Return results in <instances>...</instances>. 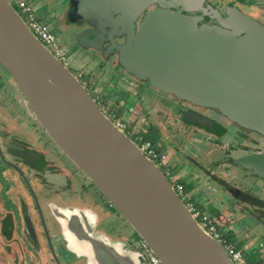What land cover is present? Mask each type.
I'll return each instance as SVG.
<instances>
[{
	"label": "water",
	"instance_id": "1",
	"mask_svg": "<svg viewBox=\"0 0 264 264\" xmlns=\"http://www.w3.org/2000/svg\"><path fill=\"white\" fill-rule=\"evenodd\" d=\"M157 1L73 0L72 16L96 20L91 23L96 30L81 32L78 44L98 46L94 41L103 26L100 18L111 23L110 41L115 33L126 36L125 28L133 27L141 12ZM201 2L185 0L184 9L198 10ZM232 15L237 28L239 14L234 9ZM210 27L197 28L190 16L152 8L139 18L126 43L116 46L118 63L153 89L182 102L216 107L231 121L264 136V28L246 25V32L233 37ZM0 66L51 140L161 264H233L199 227L165 173L114 125L8 0H0ZM183 116L186 122L206 123L192 112ZM235 163L264 177V155L239 156ZM77 228L82 237L73 240L88 255L89 264H140L128 248ZM66 230L74 231L70 225Z\"/></svg>",
	"mask_w": 264,
	"mask_h": 264
},
{
	"label": "flooded vegetation",
	"instance_id": "2",
	"mask_svg": "<svg viewBox=\"0 0 264 264\" xmlns=\"http://www.w3.org/2000/svg\"><path fill=\"white\" fill-rule=\"evenodd\" d=\"M184 1L159 0L147 6L134 21L133 27L125 28L126 36L119 37L115 33L112 35L113 41L109 40L111 23L108 25L103 18H98L99 24L102 22L103 26L96 31L94 43L97 47H81L78 44L77 36L81 32L87 28L96 30L91 24L96 20L80 21L72 16L73 0H58L57 9L52 14L62 16L65 24L75 26L77 33L74 43L78 48L87 54L90 51L99 52L102 57L115 59L117 64L116 46L126 43L128 33L136 31L139 18L152 8L190 16L197 28L214 26L210 27L213 31L233 37L246 32V25L264 28V18L259 16L261 11L257 13L259 9L264 10L261 6L264 0H202L200 8L195 11H186ZM234 9L239 14L236 22L240 28L234 27L230 20ZM179 102L178 116L182 120L185 121V111L206 120V123L194 124L201 129L193 126L196 131L201 132L204 127L211 134L222 132L228 135L232 134L228 129L231 124L237 131L240 129L243 136L240 133L238 138L245 148L257 140V151L246 152L247 149L242 147L241 156L264 155V150H259V142L264 139L260 132L231 121L216 107ZM25 129L30 133L25 132ZM233 134L237 137V133ZM229 164L235 167L234 161ZM96 189L39 125L18 87L0 66V264H89L88 255L77 244L82 237L77 227L96 239L121 246L117 238H111L108 232L98 227L103 218L98 206L105 203L110 207L112 205ZM114 218L109 216L111 224L118 222ZM69 225L74 230L72 235L66 230ZM134 234L132 230L129 238Z\"/></svg>",
	"mask_w": 264,
	"mask_h": 264
},
{
	"label": "rangeland",
	"instance_id": "3",
	"mask_svg": "<svg viewBox=\"0 0 264 264\" xmlns=\"http://www.w3.org/2000/svg\"><path fill=\"white\" fill-rule=\"evenodd\" d=\"M57 1L24 0L26 5L31 6L34 15L55 34L56 43L69 62V69L79 75L100 107L124 123L127 126L125 133H130V137L150 135L160 149L162 161L159 168L170 175L171 183L184 186L187 200L201 207L204 214H209L222 234L240 242L239 247L246 252L245 258L247 255L250 260L264 264V206L263 212L257 213V219L250 213H242L245 203H264V181L249 179L240 166L237 170L229 167V163L233 164L242 155V147L245 148L238 138L240 129L237 131L230 124L228 129L232 134H211L204 127L200 132L195 123L186 122L178 116L180 109L177 108H180L178 103L181 100L133 77L111 57H102L96 51L85 53L74 43L75 26L65 24L62 16L52 14L57 9ZM8 2L25 21L14 1ZM257 11L258 14L261 11L259 16L264 18V10ZM25 132L30 133L26 129ZM233 133H237V137ZM253 143L245 148L246 152L257 151V140ZM259 143V150H264V139ZM67 164L72 167L69 161ZM98 207L99 214L103 216L99 229L108 232L111 238H117V243L124 249L128 248L140 264H146L140 238L136 234L129 238L132 229L118 211L107 203ZM109 216L114 220L116 217L118 222L111 224Z\"/></svg>",
	"mask_w": 264,
	"mask_h": 264
},
{
	"label": "built area",
	"instance_id": "4",
	"mask_svg": "<svg viewBox=\"0 0 264 264\" xmlns=\"http://www.w3.org/2000/svg\"><path fill=\"white\" fill-rule=\"evenodd\" d=\"M15 5L21 10L25 17V21L29 29L34 33V35L65 65L69 68V62L66 57L61 53L58 44L55 40V35L51 32L49 27L42 21H40L33 13L31 7L25 4L23 0H15ZM77 76V75H76ZM79 80V75L77 76ZM82 82V81H81ZM83 83V82H82ZM84 84V83H83ZM85 85V84H84ZM102 109V108H101ZM103 112L112 120L114 125L120 130L125 132L127 126L120 120L116 119L113 114L102 109ZM128 136L131 134L126 133ZM136 145L139 147L140 151L149 159L153 160L158 166L162 161L161 154L155 148L152 147L151 143L148 141H143L141 137H130ZM168 180H170V175L165 173ZM172 184V183H171ZM173 185V184H172ZM178 196L186 204L188 210L191 212L193 218L196 220L199 227L208 233L213 239H215L226 252L233 264H249L245 258L242 251L235 248L229 241L226 240L218 231L216 224L211 220V218L204 214L197 206L193 205L185 197L183 187L173 185ZM140 248L146 257L148 264H161L157 257L150 251L148 246L142 241H139Z\"/></svg>",
	"mask_w": 264,
	"mask_h": 264
},
{
	"label": "crops",
	"instance_id": "5",
	"mask_svg": "<svg viewBox=\"0 0 264 264\" xmlns=\"http://www.w3.org/2000/svg\"><path fill=\"white\" fill-rule=\"evenodd\" d=\"M14 1V3H15V0H13ZM24 1V0H23ZM29 7H31L30 5H28ZM32 9V8H31ZM40 20V19H39ZM40 21H42V20H40ZM43 22V21H42ZM212 150V149H211ZM234 162H235V160H234ZM233 165H235V167L233 166H231L230 164H229V166H231V168H235L236 170L238 169V165L235 163V164H233ZM244 169V168H243ZM245 170V173H246V176L249 178V179H252L253 181H256L255 179L256 178H260V180H262V181H264V177L263 176H261L260 174H258V173H255L254 171H251V170H246V169H244ZM183 185V184H182ZM184 187V186H183ZM185 188V187H184ZM185 192H187L186 191V189H185ZM261 201V200H260ZM196 204V203H195ZM197 205V204H196ZM198 206V205H197ZM198 208L200 209L201 207H199L198 206ZM252 210V211H251ZM250 213V214H252L256 219H257V213L258 212H263V207H262V205L261 204H259L258 202H251L250 204H247V203H245V206H244V208H243V212L242 213ZM209 215V214H208ZM263 223H264V218H263ZM216 226H217V228H218V230H219V227H218V225L216 224ZM223 237L224 238H226V240L227 241H229L232 245H234L235 246V248H237V249H240L241 251H243L244 249H242L241 247H239V245H240V242H238V241H232V239H231V236L230 235H225V234H223ZM243 253H244V255H245V251H243ZM246 260H247V262L249 263V264H254V263H257L255 260H250V258L246 255Z\"/></svg>",
	"mask_w": 264,
	"mask_h": 264
},
{
	"label": "trees",
	"instance_id": "6",
	"mask_svg": "<svg viewBox=\"0 0 264 264\" xmlns=\"http://www.w3.org/2000/svg\"><path fill=\"white\" fill-rule=\"evenodd\" d=\"M143 141H148L151 143L152 147L155 148L157 151H159L160 149L157 148V146L155 145V142L153 141L152 137L150 135H144L142 138ZM259 203V202H258ZM262 206H264V203H261ZM219 233L223 236V234L220 232V230H218ZM254 264H263L261 261H257V263Z\"/></svg>",
	"mask_w": 264,
	"mask_h": 264
}]
</instances>
